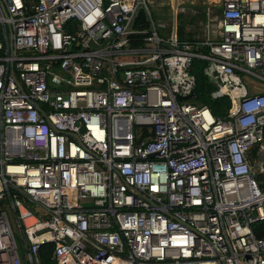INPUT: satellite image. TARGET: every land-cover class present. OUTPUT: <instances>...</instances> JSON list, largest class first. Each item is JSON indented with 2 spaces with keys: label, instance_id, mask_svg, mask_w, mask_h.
<instances>
[{
  "label": "built area",
  "instance_id": "2783aa9c",
  "mask_svg": "<svg viewBox=\"0 0 264 264\" xmlns=\"http://www.w3.org/2000/svg\"><path fill=\"white\" fill-rule=\"evenodd\" d=\"M143 8L0 0V264L46 243L57 264H264V89L243 79L264 81V0H220L196 41L136 27ZM196 58L222 118L190 100Z\"/></svg>",
  "mask_w": 264,
  "mask_h": 264
},
{
  "label": "rangeland",
  "instance_id": "374dc122",
  "mask_svg": "<svg viewBox=\"0 0 264 264\" xmlns=\"http://www.w3.org/2000/svg\"><path fill=\"white\" fill-rule=\"evenodd\" d=\"M208 7L211 8L210 13H207ZM148 10V14L150 12L158 25L161 35L168 36L170 29L175 30L178 27L179 37L182 39L204 40L207 37V25L210 24L211 27L216 28L220 0H148ZM149 16L148 20H150ZM243 79L248 84H255L259 86V89H264V81L253 75L247 74ZM12 225L17 240L21 244V231L15 219H12Z\"/></svg>",
  "mask_w": 264,
  "mask_h": 264
},
{
  "label": "trees",
  "instance_id": "16d2710c",
  "mask_svg": "<svg viewBox=\"0 0 264 264\" xmlns=\"http://www.w3.org/2000/svg\"><path fill=\"white\" fill-rule=\"evenodd\" d=\"M148 14L146 9H141L139 13V17L137 22L135 23L136 27H148ZM190 41H196L194 39H190ZM206 51V48L204 49ZM207 65V62L196 58L193 62L192 72L196 75L197 83L194 89V96L190 99L192 102L198 105H207L211 108L213 114L218 117H224L228 109L231 106V100L228 96H223L219 98H213L212 92L216 88V85L209 79V77L205 74L204 69ZM257 234H264V222L258 224ZM53 244L46 243L41 246V256L43 258L44 264H57V262L52 259L53 252Z\"/></svg>",
  "mask_w": 264,
  "mask_h": 264
},
{
  "label": "crops",
  "instance_id": "0c3cea01",
  "mask_svg": "<svg viewBox=\"0 0 264 264\" xmlns=\"http://www.w3.org/2000/svg\"><path fill=\"white\" fill-rule=\"evenodd\" d=\"M175 9H176V7H175ZM208 9V11H207V13L209 12V10L211 9L210 7H208L207 8ZM170 31H171V29H170ZM176 32H177V35H178V37H179V29H178V27L176 28ZM206 35H207V33H206ZM181 39H182V37H180ZM190 39H192V38H190Z\"/></svg>",
  "mask_w": 264,
  "mask_h": 264
},
{
  "label": "water",
  "instance_id": "95a60500",
  "mask_svg": "<svg viewBox=\"0 0 264 264\" xmlns=\"http://www.w3.org/2000/svg\"><path fill=\"white\" fill-rule=\"evenodd\" d=\"M192 96H193V93L190 94V95H188V96H186V97L181 96L180 99H181V100H182V99H188V98H191Z\"/></svg>",
  "mask_w": 264,
  "mask_h": 264
},
{
  "label": "bare ground",
  "instance_id": "6f19581e",
  "mask_svg": "<svg viewBox=\"0 0 264 264\" xmlns=\"http://www.w3.org/2000/svg\"><path fill=\"white\" fill-rule=\"evenodd\" d=\"M171 5V4H170Z\"/></svg>",
  "mask_w": 264,
  "mask_h": 264
}]
</instances>
